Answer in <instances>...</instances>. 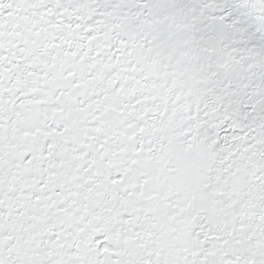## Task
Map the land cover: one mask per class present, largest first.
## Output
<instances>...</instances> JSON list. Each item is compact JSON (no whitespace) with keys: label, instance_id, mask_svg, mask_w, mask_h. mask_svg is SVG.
<instances>
[{"label":"snow or ice","instance_id":"1","mask_svg":"<svg viewBox=\"0 0 264 264\" xmlns=\"http://www.w3.org/2000/svg\"><path fill=\"white\" fill-rule=\"evenodd\" d=\"M0 264H264V0H0Z\"/></svg>","mask_w":264,"mask_h":264}]
</instances>
